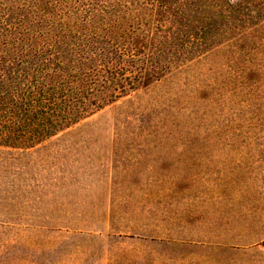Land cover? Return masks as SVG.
I'll return each instance as SVG.
<instances>
[{
  "label": "rangeland",
  "instance_id": "374dc122",
  "mask_svg": "<svg viewBox=\"0 0 264 264\" xmlns=\"http://www.w3.org/2000/svg\"><path fill=\"white\" fill-rule=\"evenodd\" d=\"M252 2L244 37L34 150H0V264H264V0Z\"/></svg>",
  "mask_w": 264,
  "mask_h": 264
},
{
  "label": "trees",
  "instance_id": "16d2710c",
  "mask_svg": "<svg viewBox=\"0 0 264 264\" xmlns=\"http://www.w3.org/2000/svg\"><path fill=\"white\" fill-rule=\"evenodd\" d=\"M129 3L0 0V150L44 145L244 37L259 13L252 0Z\"/></svg>",
  "mask_w": 264,
  "mask_h": 264
}]
</instances>
